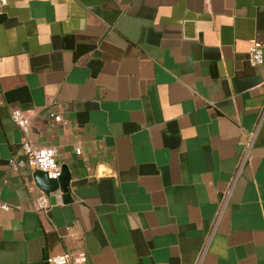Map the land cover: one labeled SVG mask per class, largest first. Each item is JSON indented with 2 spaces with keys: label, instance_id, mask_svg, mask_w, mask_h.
I'll return each instance as SVG.
<instances>
[{
  "label": "crops",
  "instance_id": "0c3cea01",
  "mask_svg": "<svg viewBox=\"0 0 264 264\" xmlns=\"http://www.w3.org/2000/svg\"><path fill=\"white\" fill-rule=\"evenodd\" d=\"M263 82L264 0H9L0 264L68 251L85 264H264ZM14 109L36 145L57 148L72 201L33 209L42 190L18 163ZM100 163L115 175L98 178Z\"/></svg>",
  "mask_w": 264,
  "mask_h": 264
},
{
  "label": "built area",
  "instance_id": "2783aa9c",
  "mask_svg": "<svg viewBox=\"0 0 264 264\" xmlns=\"http://www.w3.org/2000/svg\"><path fill=\"white\" fill-rule=\"evenodd\" d=\"M9 0H0V14L4 12L5 7L8 5ZM263 46L260 44H254L250 47V62L253 66H258L263 62ZM264 88V82H263ZM12 120L20 128L23 139L22 148L25 154V158L18 162L19 164H27L33 170L45 171L50 177L56 178L61 174L62 166L57 161L58 150L55 146L41 147L36 145L31 137V118L23 112L21 109H14L11 112ZM57 121L61 120L60 116H55ZM252 145V138L247 141L246 147ZM51 206V199L48 193L40 191L33 201V209L36 212L47 211ZM0 208L9 209L10 206L6 203L0 202ZM83 255V264L87 261V255L85 251H79L77 253L64 252L62 254L50 255L47 257V261L50 264H60V258H65L63 264H77Z\"/></svg>",
  "mask_w": 264,
  "mask_h": 264
},
{
  "label": "water",
  "instance_id": "95a60500",
  "mask_svg": "<svg viewBox=\"0 0 264 264\" xmlns=\"http://www.w3.org/2000/svg\"><path fill=\"white\" fill-rule=\"evenodd\" d=\"M115 172L106 164L100 163L97 166L96 176H113ZM34 180L40 189L49 194L51 202L72 201L71 194V174L67 165L62 166L61 174L56 177H50L45 171L35 170Z\"/></svg>",
  "mask_w": 264,
  "mask_h": 264
},
{
  "label": "clouds",
  "instance_id": "9594fccd",
  "mask_svg": "<svg viewBox=\"0 0 264 264\" xmlns=\"http://www.w3.org/2000/svg\"><path fill=\"white\" fill-rule=\"evenodd\" d=\"M65 258H60V264H63V260ZM77 264H83V255L81 256V259L77 262Z\"/></svg>",
  "mask_w": 264,
  "mask_h": 264
}]
</instances>
